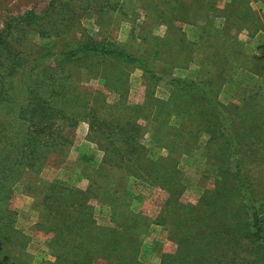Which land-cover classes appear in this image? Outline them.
Masks as SVG:
<instances>
[{
	"label": "trees",
	"instance_id": "trees-1",
	"mask_svg": "<svg viewBox=\"0 0 264 264\" xmlns=\"http://www.w3.org/2000/svg\"><path fill=\"white\" fill-rule=\"evenodd\" d=\"M61 1L49 0L42 9L29 8L15 14L0 10V264H24L19 251H23L26 237L14 227L15 216L8 203L13 182L23 171L38 172L51 155H60L69 140L58 134L56 126L59 123L60 132L68 128L72 118L70 109L80 106V112L90 110V128L98 134L92 140H98L103 157L100 164L89 169L84 188L66 186L58 180L43 186L39 226L52 233L50 249L54 262L51 264H98L92 253H101L102 248L107 249L105 264H141L137 261L135 247L143 230L139 228L146 220L138 213L120 214V217L116 214L121 203L113 198L114 188L110 185L114 182L105 173V165L115 166L109 161L116 160V167L125 168L128 176L155 184L168 194H178L176 189L181 188L174 179L173 168L165 164L168 157L152 159L138 142V128L133 121L141 114L139 108L143 100L150 105L145 108L151 111V116L144 117L152 125L155 121L167 123L171 116L180 118L179 124L183 125L181 117L185 115V107L193 104V108L198 109L199 106V111L211 120L213 139L217 138L225 154L224 168L218 170L220 177L214 181L216 185L221 184L220 190L212 196L206 188L198 199L211 211L196 212L199 205L192 204L189 209L183 207L170 213L167 204H163L158 218L164 225L175 223L178 232L172 238L177 249L169 257L163 255L159 264H264V175L258 182L246 175L241 164L245 135L238 129L232 112L214 99L210 82L196 76H164L149 67L147 58L152 56L153 59L151 52H148L150 56L147 52L145 56L137 55L116 41L113 32L114 24L119 22L115 20L116 12L125 14L127 11L119 9L120 6L110 9L113 5L107 6L108 0H104V4L94 10L97 30L90 35L84 30L74 32L78 16L66 7L60 9L58 2ZM170 1L173 4L168 3ZM161 3L165 4V11L158 14V19L191 24L185 18L190 3L187 9L179 0H162ZM152 6L154 4L146 0L145 17L153 13ZM111 10H115L116 15L110 19L108 11ZM174 27L179 29L177 25ZM31 33L47 41L30 43L27 36ZM183 38L179 37V41ZM153 39L155 51L152 53L155 54L162 46L159 40L151 37L141 41L143 45L149 40L153 44ZM25 43L27 51L22 50ZM167 64L184 67L182 62ZM74 65L100 76L101 87L72 94L73 85L67 82V77L55 75ZM133 66L142 70L148 85L143 89L147 93L142 103L130 105L125 96L127 74ZM157 83L163 84L169 92L166 99L154 95ZM103 89L114 90L117 95L113 104L114 123L106 122L99 109L105 104ZM74 116H79L78 110ZM111 124L116 129L115 135L103 138L102 129ZM260 127L264 129V122ZM183 131L170 127L162 131L153 129L151 140L154 146L164 148L166 155H170L174 149L187 145L182 142V146H177L184 138ZM123 192L129 197L124 189ZM231 198L235 213H231L228 205ZM92 199H100L111 207V216L119 217L112 219L118 228L108 234L101 228L92 229L89 204ZM94 245L102 246L93 249Z\"/></svg>",
	"mask_w": 264,
	"mask_h": 264
},
{
	"label": "rangeland",
	"instance_id": "rangeland-1",
	"mask_svg": "<svg viewBox=\"0 0 264 264\" xmlns=\"http://www.w3.org/2000/svg\"><path fill=\"white\" fill-rule=\"evenodd\" d=\"M103 1L63 0L58 4L60 9L66 7L76 12L78 19L74 24L76 27L73 29L74 32L84 30L94 35L97 30L94 10L102 6ZM148 1L154 4L151 8L153 13H148L149 18L144 16L146 0H108L107 6L113 5L110 9L120 6L119 9L127 10L125 14L116 12L117 15L115 10L108 11L110 19L114 15L115 20L119 19V22L114 24V38L137 55L145 56V52H151L153 59L152 56L147 58L149 67H153L164 76H196L209 81L214 99L232 112L235 122L239 124L238 129L245 135L246 148L241 158L242 168L248 177L258 182L264 175V129L260 127L264 122V0H179L186 9L189 7L185 18L191 24L180 20L161 21L158 14L165 11L163 9L165 4L161 3L162 0ZM48 2L49 0H3L0 2V10L15 14L29 8L42 9ZM168 3L173 4L172 1ZM168 3L167 6L170 5ZM112 25L113 23L109 24V27ZM174 25L179 26V29ZM27 37L33 44L47 41L34 33ZM151 37L162 44L155 54L152 53L155 51L154 39L153 44L149 40V43L143 45L141 41ZM179 37H184L183 41H179ZM24 48L22 50L27 51L26 43ZM167 62H182L184 67L170 66ZM129 69L125 99L126 103L135 105L142 103L144 94L147 93L143 90L147 82L141 69L134 66ZM59 75L67 77V82L72 83L74 90L72 94L86 93L84 89H96L102 85L100 76L88 72L81 65L67 67L64 72H59L55 76ZM103 92L105 104L99 109L103 111V119L111 122L116 116L113 104L117 95L114 90L103 89ZM154 95L163 100L169 96V92L163 84L157 83ZM143 101L144 109L139 108L141 114L139 113V117L133 121L138 128V142L144 146L148 157L152 159L158 156L168 157L165 164L173 168L174 179L176 178L181 186L180 190L176 189L178 194H168L155 184L128 176L125 168L116 167V160L109 161L114 162L115 166L107 163L104 168L109 179L114 182L110 185L114 188L113 198H117V202L121 203L116 214L120 217V214L132 216L138 213L146 220L139 228L143 230L138 235L135 247L137 261L141 264H159L163 255L169 257L177 249L172 236L178 232L175 223L168 222L164 225L159 221L160 209L163 204H167L169 212L174 213L179 208L189 209L192 204H197L199 206L195 208L196 212L211 211L206 203L202 204L198 199L206 188L210 189L209 194L212 196L220 190L221 184L216 185L214 181L216 177H220L218 170L224 168L225 154L217 138L213 139L215 134L212 131L211 120L199 111V106L198 109H194L193 104L185 107V115L181 117L183 125L179 124L180 118L175 116L169 117L167 123L155 121L152 125L144 117L151 116V111L145 108L150 105L146 100ZM81 107L70 109L72 118L68 128L60 132L59 123L56 126L58 134L66 136L69 140L62 147L60 155H51L38 172L23 171L12 184L13 193L8 203L14 212V227L26 237L23 251H19L24 264L54 262L50 249L52 233L45 232L39 226L42 220L40 212L43 211L41 202L45 183L58 180L66 186L84 188L87 181L85 176L89 169L100 164L102 160L103 152L98 148V140H92L98 134L90 128L88 119L91 115L90 110L83 113L79 111ZM77 110L79 116L75 117ZM145 110L146 112L142 113ZM152 116L156 117L155 114ZM113 126L105 125L101 131L103 138L108 139L115 135L116 129ZM169 127L182 128L184 138L177 146H182V142L187 145L166 155L164 148L154 146L151 137L153 129L162 131ZM243 128L254 130L246 132ZM123 189L129 193V197H126ZM232 202L233 198L228 199L230 211L235 213ZM89 204L92 207V229L101 228L108 234L114 228H118L113 220L119 217L111 216L113 210L104 201L92 199ZM129 223L130 221L127 222L128 225ZM77 238L75 235L74 239ZM101 246L94 245L92 248ZM106 253L107 249L102 248L101 253L100 251L92 253V256L96 257L95 261L98 264H105L103 259L106 258Z\"/></svg>",
	"mask_w": 264,
	"mask_h": 264
}]
</instances>
